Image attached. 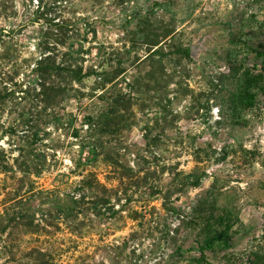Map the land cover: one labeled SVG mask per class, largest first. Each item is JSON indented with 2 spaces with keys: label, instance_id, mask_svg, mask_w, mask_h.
Masks as SVG:
<instances>
[{
  "label": "rangeland",
  "instance_id": "rangeland-1",
  "mask_svg": "<svg viewBox=\"0 0 264 264\" xmlns=\"http://www.w3.org/2000/svg\"><path fill=\"white\" fill-rule=\"evenodd\" d=\"M38 1L0 12L20 64L0 105V212L22 211L0 220V264H23L19 247L31 246L64 264H187L199 254L194 209L214 182L244 227L208 259L245 264L264 231V97L238 117L229 98L238 68L264 52V0ZM71 42L95 74L57 71L41 96L36 59L73 62ZM28 161L39 173L23 177Z\"/></svg>",
  "mask_w": 264,
  "mask_h": 264
},
{
  "label": "trees",
  "instance_id": "trees-1",
  "mask_svg": "<svg viewBox=\"0 0 264 264\" xmlns=\"http://www.w3.org/2000/svg\"><path fill=\"white\" fill-rule=\"evenodd\" d=\"M8 0H0V12L6 13L5 3ZM42 7L43 0H39ZM38 1V2H39ZM60 4L69 0H56ZM8 15V13H6ZM90 23H87L88 25ZM93 38H96L98 31L95 27H89ZM8 30L0 29V105H3L8 98L15 93L12 86H9V80L14 81L13 75L18 72L19 63H16L11 59L9 48L5 44L4 37H6ZM63 41H58L57 44L61 45ZM155 46H159L160 42L154 43ZM259 46L264 47L263 44ZM159 48V47H158ZM155 49V54L159 53V50ZM48 50V48H46ZM257 62L253 67L241 66L236 73V84L233 92L229 98L230 112L232 116L238 117L240 108H254L256 107L262 96L264 97V52L255 51ZM86 51L83 44L80 47L75 48V44L71 42L68 46L67 54L73 61L57 62L48 52H42V55L36 59L32 71L35 74V82L37 86H40L41 96H48L47 94V82L48 77L55 74V72L66 71L69 75V79L72 81H82L85 77L95 74L93 71L87 72L83 67V61H85ZM261 61V65L258 63ZM82 64V65H81ZM31 83V82H30ZM106 83V82H105ZM26 93L30 91V87L27 88ZM91 119V117H88ZM38 136V133H35ZM22 157L26 158L29 152L22 151ZM93 156L96 155V149H92ZM30 163H33L36 170L33 172ZM25 165L23 169V177L32 176L38 174V163L35 161L23 162ZM21 165V167H22ZM20 167V168H21ZM196 177V182L192 184L196 187L200 186V179L196 175H190ZM31 181V177L29 178ZM83 183V184H82ZM85 181L81 184L84 185ZM216 187L214 182L211 189L206 192V195L199 199L194 209L196 213L195 223L193 225L194 230L198 231L199 240L197 241L198 255H190L187 259V264H213L209 261L207 252L214 251L216 249L231 250L234 247L235 239L241 234L244 223L241 220L239 210L230 204L220 205L217 197L213 193ZM22 196V195H20ZM81 196V195H80ZM77 196L74 197V200ZM22 218V211L20 205L6 207L3 212H0V220L9 223L14 221L19 223L18 220ZM3 224V223H1ZM6 225L0 226V240L6 233ZM38 241V240H36ZM181 250V248H178ZM19 259L23 261V264H64L59 259V254L56 251L40 246H31L24 250L19 247ZM245 264H264V231L257 237H254L250 242V245L246 253Z\"/></svg>",
  "mask_w": 264,
  "mask_h": 264
}]
</instances>
